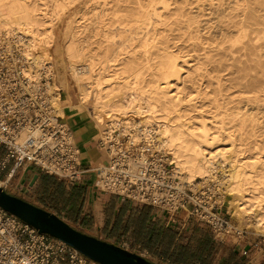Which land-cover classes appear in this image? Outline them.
I'll use <instances>...</instances> for the list:
<instances>
[{
	"label": "bare ground",
	"instance_id": "bare-ground-1",
	"mask_svg": "<svg viewBox=\"0 0 264 264\" xmlns=\"http://www.w3.org/2000/svg\"><path fill=\"white\" fill-rule=\"evenodd\" d=\"M50 1L55 7H64L63 0ZM113 1L116 4L112 9L108 0H86L90 3L88 11L80 14V21L67 23L65 43L61 46L54 41L52 17L47 16L46 8L39 7L38 0H0V32L18 38L27 56L40 67L43 65L48 76L56 77L58 73L59 80L54 79L49 86L55 106L61 99L60 89L66 88L63 71L68 72L75 84L78 103L55 110L59 117L65 118L66 112L70 116L80 102H87L96 122H105L104 139L119 131L128 136L129 144H147L152 133H156L158 149L170 157L183 182L188 185L198 179L220 182L224 194L231 196L230 207L237 220H248L249 227L264 234V159L252 161L240 157L245 152L236 143L241 135L236 136L235 131L228 132L225 144L219 146L218 136L210 132L203 120L196 125L190 120L178 88L184 72L179 57L160 48L157 42L156 26L162 22L160 7L166 8L167 0L139 4L130 15L128 6H120L121 0ZM157 3L160 7H156ZM47 4L45 0L42 5ZM256 12L245 6L236 14L239 20L235 24L239 25L244 40L253 42L251 71L262 79L264 19ZM109 15L124 17L126 21L119 46L105 32L104 21ZM93 37H98L106 47L94 43ZM253 84L257 85L248 86L253 100L264 102V85L258 81ZM243 116L251 129L257 127L253 110L243 111ZM258 144L255 141L252 148L260 149Z\"/></svg>",
	"mask_w": 264,
	"mask_h": 264
},
{
	"label": "built area",
	"instance_id": "built-area-1",
	"mask_svg": "<svg viewBox=\"0 0 264 264\" xmlns=\"http://www.w3.org/2000/svg\"><path fill=\"white\" fill-rule=\"evenodd\" d=\"M52 78L30 57L15 36L0 32V188L8 193L17 172L32 169L74 185L85 173L93 187L123 200L147 205L172 219L177 211L206 225L219 243L241 242L244 233L222 212L226 195L182 183L168 155L158 149L157 134L147 144H129L113 131L98 147L107 161L92 169L81 164L72 130L56 114L49 90ZM12 185V186H11ZM21 185L14 190L24 199ZM119 247L128 248L122 240ZM258 247V244H254ZM247 255V250L241 251ZM141 256V255H140ZM143 257V256H141ZM145 258V257H143ZM0 264H99L71 246L8 214L0 208Z\"/></svg>",
	"mask_w": 264,
	"mask_h": 264
},
{
	"label": "rangeland",
	"instance_id": "rangeland-1",
	"mask_svg": "<svg viewBox=\"0 0 264 264\" xmlns=\"http://www.w3.org/2000/svg\"><path fill=\"white\" fill-rule=\"evenodd\" d=\"M44 2L45 0H38L37 4L41 9L46 8L48 10L47 16L52 17L50 24H53L54 41L63 46L67 23L74 19L80 21V14L88 11L90 3H87L86 0H72L70 2L69 0H63L64 7L61 8L59 6L55 7V4L53 5L50 0H48V6H43ZM108 2H110L113 9L116 3L113 0H108ZM148 2L149 0H121L120 6H128L127 10L130 15L136 12L139 4L146 5ZM166 3V8L160 7L159 3L156 5L162 11V22L156 26L157 42H159L160 48L173 52L174 55L179 57L184 72L181 76V83H178V88L182 91L186 110L190 112L188 113L190 120L195 125L203 120L211 128L210 132L218 136L219 146L225 144L228 132L235 131L236 136L241 135L237 137L236 143L245 152L240 157L252 161L257 160L259 157L264 159V102L254 101V94L249 93L248 88L249 85H257L253 84L257 81L262 82V85H264V78H257L254 72L251 71L253 68V62H251L253 42L244 40L242 33L239 31V25L235 24L239 20L236 14L243 10L245 6L255 9L257 11L256 15L264 19V0H167ZM124 21V17L112 15L107 16L104 21L105 32L113 37L116 46H119L125 35L122 30L123 27H126L124 26L126 21ZM92 41L99 43L101 47H106L105 43L101 44L98 37H93ZM111 48H114V46ZM151 50L153 52L154 47ZM156 56V54L153 55L155 58ZM184 62H187V65ZM56 71L62 73L61 70ZM63 73H65L66 88L60 89L61 99L57 106L53 105L55 110L61 107L64 109L68 103L71 105L78 103L75 84L71 81L67 71H63ZM247 74H250V76L247 77ZM57 75L56 72V77L50 76L52 78L51 83L54 82V79L59 80ZM108 75H113V73H108ZM49 90L53 93L51 89ZM67 96H70L68 100L65 99ZM248 99H250V102H248ZM85 103L81 104L80 102L77 111H81L91 120L104 139L105 122L98 124L89 112L91 111L90 105L88 103L84 105ZM247 109L253 110V116L257 123H254L257 125L254 129H251L249 121L244 119L243 111ZM66 114V117L62 118L64 122L69 117L67 112ZM251 130L256 134L251 135ZM255 141L257 144L260 143L258 144L260 149L252 148ZM167 157L169 161L170 157ZM171 168L174 169V165H171ZM19 173L21 172L19 171ZM174 173L179 178L175 170ZM28 181L29 178L21 182V192L26 193L24 199L32 204H42L41 199L45 194L41 189L48 186V203L44 204L49 212L66 220H71V214L74 217L76 211H78L77 209L87 202L83 190L74 189L75 186H70L53 176H48V179L42 185L34 186L35 183H33L30 193L27 190ZM180 181L182 180L180 179ZM182 183L185 182L182 181ZM203 183L210 185L211 192H220L219 189H222L220 182L212 180L205 182V180L198 179L192 185L196 189H200V185ZM29 185L31 186V184ZM12 187L13 189L8 190V193L16 195L14 191L16 187L14 185ZM74 194L75 196H73ZM230 199L231 196L226 195L222 212H226L232 224L244 233L241 242H238L236 246H240L245 242L252 243L248 246L247 251L250 252L248 255L257 254L258 264H264V234L257 233L252 227H249L248 220H237L233 215L232 207H230ZM153 211L160 214L159 219H163V226L168 222L170 225H174V230L171 232L166 228L168 232H166L165 241L169 240L170 233L184 232L195 225L201 224L193 218H188L187 213L183 211H177L172 219L159 210ZM194 229L199 232L201 237L205 233L209 234L207 230L202 232L201 226L194 227ZM121 236L124 238L125 234ZM125 238L123 240L128 242L129 247V241ZM196 241L197 234H194L191 237L189 247H194ZM234 242L236 240L229 242V244L234 245ZM255 243L258 244V247H254ZM189 249L191 250V248ZM138 250L143 251L141 247ZM189 255L191 257L192 253L183 257Z\"/></svg>",
	"mask_w": 264,
	"mask_h": 264
},
{
	"label": "crops",
	"instance_id": "crops-1",
	"mask_svg": "<svg viewBox=\"0 0 264 264\" xmlns=\"http://www.w3.org/2000/svg\"><path fill=\"white\" fill-rule=\"evenodd\" d=\"M65 122L72 130L75 143L80 149L82 166L92 169L98 164H104L107 158L98 147L100 134L91 120L81 111H76L65 119ZM34 177V186L42 185L48 179V175L25 169L15 174L12 185H22L21 182L29 178L27 190L30 193L32 186L29 184ZM93 180V173L88 172L80 182L70 185L75 186L74 189L83 190L87 199L80 210L77 209L79 212L73 214L74 217L71 214L72 221L60 217L74 229L115 245H120L126 237L129 241L126 250L145 257L150 264H258L257 254L250 256L249 250L247 255L241 253L242 250L249 249L248 246L252 243L245 242L240 246L219 243L212 237L209 228L202 223L194 227L201 226V231L207 230L208 235L205 233L201 237L193 227L184 232L170 233L169 240L165 241L168 232L166 228L171 232L174 225L168 222L163 226V219H159L160 214L153 211L156 209L97 190L93 187ZM41 190L45 194L41 199L42 204H33L48 211L44 204L48 203V186L42 187ZM122 234H125L124 238ZM194 234H197V243H194V247H189ZM140 247L142 252L138 250ZM190 253L191 257H183Z\"/></svg>",
	"mask_w": 264,
	"mask_h": 264
},
{
	"label": "water",
	"instance_id": "water-1",
	"mask_svg": "<svg viewBox=\"0 0 264 264\" xmlns=\"http://www.w3.org/2000/svg\"><path fill=\"white\" fill-rule=\"evenodd\" d=\"M36 180L33 178L31 186ZM0 208L38 232L47 234L76 249L99 264H150L140 255L100 238L74 229L59 216L0 188Z\"/></svg>",
	"mask_w": 264,
	"mask_h": 264
}]
</instances>
